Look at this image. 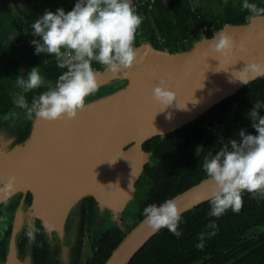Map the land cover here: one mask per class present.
Here are the masks:
<instances>
[{
  "label": "water",
  "instance_id": "95a60500",
  "mask_svg": "<svg viewBox=\"0 0 264 264\" xmlns=\"http://www.w3.org/2000/svg\"><path fill=\"white\" fill-rule=\"evenodd\" d=\"M220 32L234 41L226 59L209 48ZM135 47L137 62L132 68L117 74L95 69L98 90L86 97L84 110L74 120L34 117L24 139H19L22 123L13 128L0 123V201L30 190L31 211L58 230L68 208L83 195L94 196L100 210L120 211L132 197L133 181L148 155L132 159L141 153V142L192 121L243 87L232 73L246 63L264 65V18L249 13L242 23H225L211 36L198 37L188 49L170 51L149 40ZM259 76L248 73V82ZM161 79L176 93V101L163 111L151 95ZM128 143L131 147L124 148ZM10 176L16 177L15 184L5 190ZM212 190L204 177L170 199L182 214L210 199ZM156 232L143 217L103 264H128ZM13 258L12 249L8 261Z\"/></svg>",
  "mask_w": 264,
  "mask_h": 264
},
{
  "label": "clouds",
  "instance_id": "9594fccd",
  "mask_svg": "<svg viewBox=\"0 0 264 264\" xmlns=\"http://www.w3.org/2000/svg\"><path fill=\"white\" fill-rule=\"evenodd\" d=\"M242 9L257 18H264V7L248 0H243ZM141 24L142 18L131 0H77L67 12L62 8L55 12L45 10L30 25L32 35L40 38L30 43L35 46L36 54L54 56L57 67L66 70L54 85L41 76L38 67H32L26 78L18 76L16 87L21 91L14 96V105L25 110L30 120L34 117L45 121L74 120L78 112L84 110L86 97L98 90L93 62L113 74L130 69L137 62L135 40ZM209 48L226 59L233 53L234 41L227 33L220 32L210 41ZM248 73L264 75V65L246 63L232 75L247 84ZM41 86L46 90L33 96L29 104L24 94ZM151 95L162 105L161 111L176 101V93L168 88L164 79L152 88ZM260 109H264V103L258 101L248 112L256 135L246 134L241 129L239 141H221L222 147L205 158L203 169L213 185L210 217L219 218L229 209L238 213L243 206L242 193L245 191L254 198L256 194L264 197V115H260ZM4 118L7 120L9 116ZM15 181L16 177L10 176L4 189L11 190ZM143 216L153 231L166 228L177 238L181 236L178 230L181 212L174 200L146 206ZM208 227L215 229V220L210 221ZM203 240L202 233L196 245L200 250L204 248Z\"/></svg>",
  "mask_w": 264,
  "mask_h": 264
},
{
  "label": "trees",
  "instance_id": "16d2710c",
  "mask_svg": "<svg viewBox=\"0 0 264 264\" xmlns=\"http://www.w3.org/2000/svg\"><path fill=\"white\" fill-rule=\"evenodd\" d=\"M11 2L15 13L5 0H0V119L10 115L13 109H20L13 103L14 96L21 91L16 87L18 76L26 78L32 67H38L41 76L54 85L58 76L66 70L57 67L54 56L35 53V46L30 42L40 38L32 35L30 25L40 18L45 10L52 12L58 8L64 9L65 12L72 10L77 0H11ZM132 2L137 5L135 11L142 18L135 45L141 40H149L155 47L170 51L188 49L198 37L211 36L214 29L225 23H242L249 14L247 10L242 9L243 0H238L236 5L231 0H219L220 9L212 16L194 8L192 0H132ZM248 2L264 7V0H248ZM92 67L97 70L104 69L96 62H93ZM45 90L46 87L41 86L24 95L31 104L32 97L38 96ZM237 98H241L238 108L243 112H249L248 106L251 110L258 101L264 103V75L249 81L235 94L229 95L197 118L194 121L196 124L193 125L202 132L200 136H203V129L207 123L210 125L212 120H216L217 124L222 123L228 117ZM258 111L260 115H264V109ZM208 114L213 118H209ZM20 115L25 122L19 132V139H24L30 131L32 119L27 118L23 109ZM201 121L202 124H198ZM180 129L168 133L165 141L176 137ZM152 139L156 141L158 137ZM193 139L194 144L199 140L195 137ZM158 150L156 152L166 154L167 148ZM150 171L156 178L157 172L153 171V168ZM204 177L206 174L201 167L191 166L184 172L180 181L165 183L163 193H154L152 197V200H158L148 205H159ZM242 198L243 206L238 213L229 209L219 218L208 215L211 207L210 199L187 210L181 214L179 238L168 229L161 228L146 241L128 264H194L215 256L225 261L224 256H228L230 251H242V248H238V243L246 241V231L249 227L264 225V197L256 194L254 198L253 194L245 191L242 193ZM146 204L140 208L139 219L144 217L143 209ZM212 220H215L217 226L215 229L208 227ZM212 232H215V235H211ZM202 233L204 248L200 250L196 245L200 242ZM124 235L125 232L119 228L106 231L97 239L92 257L84 264H103ZM207 254H210L208 258Z\"/></svg>",
  "mask_w": 264,
  "mask_h": 264
},
{
  "label": "flooded vegetation",
  "instance_id": "af4514ba",
  "mask_svg": "<svg viewBox=\"0 0 264 264\" xmlns=\"http://www.w3.org/2000/svg\"><path fill=\"white\" fill-rule=\"evenodd\" d=\"M240 99H235L231 112L222 123L218 122L217 124L216 120H212L210 125L207 123L203 129V136H200L202 132L193 124L211 107L192 121L167 133L156 134L142 141L141 153L131 156L133 160H136L140 159L143 153H148L147 157L142 160L140 172L133 181V194L130 198L131 203L135 204H132L134 206L129 209V198L120 211L121 213L107 207L100 210L94 196L83 195L68 208L62 229L58 230L51 223L46 224L43 218L31 211L33 195L30 190L14 193L0 201V264H84L87 259L92 257L97 239L106 231L111 228H119L126 233L139 222L142 219L138 217L140 208L146 203L147 206L151 202H156L158 199L152 200V197L154 193L159 194L164 191L165 183L180 181L184 172L194 165L201 167L204 172L205 158L214 155L222 147L221 141L227 142L229 139L239 141L238 133L241 129L246 134L256 135L255 130L251 127L248 112H243L238 108ZM248 108L250 111L249 106ZM207 116L213 118L211 114ZM198 124H202V121ZM186 125L188 127H184ZM176 129H180L178 135L183 136L176 135L170 141H165L168 133ZM153 137H158V139L153 141ZM193 137L199 139L195 144ZM131 145L128 143L124 145V148H129ZM166 148V154L156 152L157 149ZM152 168L157 172L156 178L150 171ZM127 209H129L128 213ZM113 213H120V219L111 224V214ZM131 220L133 225L129 228L127 225L123 227L119 223L122 221L126 224ZM29 233H32L31 237ZM91 233L99 234L95 240V249L89 257L81 260V252L84 251L85 245L80 236L82 238V234L87 236ZM246 237V241L238 243V248H242V251H230L228 256H224L225 261L219 256H215L194 264H264V225L249 227ZM12 249L14 258L12 262H9ZM209 255H206L207 258Z\"/></svg>",
  "mask_w": 264,
  "mask_h": 264
},
{
  "label": "rangeland",
  "instance_id": "374dc122",
  "mask_svg": "<svg viewBox=\"0 0 264 264\" xmlns=\"http://www.w3.org/2000/svg\"><path fill=\"white\" fill-rule=\"evenodd\" d=\"M218 1L219 0H192V4H193V7L194 8H197V9H199L202 13H204V14H206V15H208V16H212L213 15V13H216V12H218L219 11V9H220V6H219V4H218ZM223 1H227V0H223ZM233 3H234V5H236L238 2V0H231ZM5 2L10 6V7H12V11L15 13V10H14V8H13V6H12V2H11V0H5ZM131 2H132V0H131ZM23 63V62H22ZM21 63V64H22ZM20 111H21V109H13L12 111H11V113H10V115H7V116H9V118L6 120L4 117H2V119H0V123L1 122H5L6 123V126H7V128H13V127H15L17 124H19L20 125V123H22V125H24V122H25V120H24V118L23 117H20L21 115H20ZM12 113H15L16 115H11ZM21 126V125H20ZM132 198V197H131ZM131 198H130V202H129V209L131 208V207H133L134 205H132V204H135V203H131ZM129 209H127V213H128V211H129ZM122 210V209H121ZM120 210V211H121ZM119 211V212H120ZM121 213V212H120ZM120 213H116V214H111V224L113 223V222H117L118 221V219H120V217H119V214ZM131 222H132V220L131 221H129V222H126V224L125 223H123L122 221H119V223H120V225L121 226H126L127 225V227L129 228L130 226H132L133 224H131ZM106 226H109V225H106ZM81 235V234H80ZM99 236V234H94V233H91V234H89V235H87L86 236V234H82V238H81V236H80V239H82V242H84V247H85V249H84V251H82L81 252V254H82V256H80L81 257V260H83L84 258H86L87 256L89 257V255H91L92 254V252H93V250L95 249V240L97 239V237Z\"/></svg>",
  "mask_w": 264,
  "mask_h": 264
},
{
  "label": "built area",
  "instance_id": "2783aa9c",
  "mask_svg": "<svg viewBox=\"0 0 264 264\" xmlns=\"http://www.w3.org/2000/svg\"><path fill=\"white\" fill-rule=\"evenodd\" d=\"M131 3L133 5L134 9L136 10L137 5L134 2H131Z\"/></svg>",
  "mask_w": 264,
  "mask_h": 264
}]
</instances>
